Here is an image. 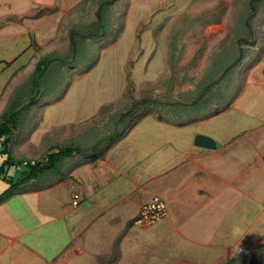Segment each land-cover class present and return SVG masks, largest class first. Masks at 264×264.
<instances>
[{"label": "rangeland", "instance_id": "rangeland-1", "mask_svg": "<svg viewBox=\"0 0 264 264\" xmlns=\"http://www.w3.org/2000/svg\"><path fill=\"white\" fill-rule=\"evenodd\" d=\"M41 1L21 16L31 19V36L0 29V122L16 111L11 155L44 161L59 148L75 150L39 179L99 157L144 117L180 123L195 105L216 112L248 82H264V0ZM0 4L1 15L29 0ZM140 99L149 102L127 111ZM25 168L3 165L0 192L9 186L5 174L16 179ZM157 224L120 231L96 264H264V239L189 249L161 239Z\"/></svg>", "mask_w": 264, "mask_h": 264}, {"label": "crops", "instance_id": "crops-1", "mask_svg": "<svg viewBox=\"0 0 264 264\" xmlns=\"http://www.w3.org/2000/svg\"><path fill=\"white\" fill-rule=\"evenodd\" d=\"M38 3L45 2L1 14L0 29L31 36L32 22L21 16ZM260 87L264 82L250 81L227 107L201 105L180 123L144 117L99 157L21 185L0 202V264H96L120 231L136 226L140 205L153 194L168 208L158 236L173 245L227 248L264 239ZM197 134L215 146L196 145Z\"/></svg>", "mask_w": 264, "mask_h": 264}, {"label": "trees", "instance_id": "trees-1", "mask_svg": "<svg viewBox=\"0 0 264 264\" xmlns=\"http://www.w3.org/2000/svg\"><path fill=\"white\" fill-rule=\"evenodd\" d=\"M73 42V40H72ZM241 50V48H240ZM241 56L237 58L240 59ZM46 64V61L44 58H39L37 60L35 65V76L37 78H41L44 73V66ZM149 102L147 99H140L131 105V107L127 110L130 111L132 108L139 103H146ZM201 105H195L194 109L197 107H200ZM126 111V112H127ZM126 112L123 114V116L126 114ZM16 121V111L12 110L9 112H5L1 116V122H0V154L5 155V158L3 160V165H10V164H21L25 169L21 171V176L16 178V180L11 179L9 181V186L4 189L2 192H0V202L3 201L7 196H9L13 191L18 189L21 185L27 184L29 181L35 179L37 176H39L40 173L44 172L45 170H50L52 168H55L58 163L62 160V158L71 156L73 152L75 151L72 147H63L59 148L55 152H51L47 155L46 159L44 161H34L31 163L30 161L26 159H19L18 161L13 158L11 155V152L8 148L9 142H10V134H11V126L14 125ZM118 135V131L114 130V132L110 135V139H115ZM26 161V163H24ZM232 259H229L226 264L230 263Z\"/></svg>", "mask_w": 264, "mask_h": 264}, {"label": "built area", "instance_id": "built-area-1", "mask_svg": "<svg viewBox=\"0 0 264 264\" xmlns=\"http://www.w3.org/2000/svg\"><path fill=\"white\" fill-rule=\"evenodd\" d=\"M30 162L33 163L34 161L32 160ZM72 202L73 204H77V194L74 195ZM167 213L168 208L165 199L158 194H153L147 201L140 205L139 211L132 223L136 226H151L164 219Z\"/></svg>", "mask_w": 264, "mask_h": 264}, {"label": "water", "instance_id": "water-1", "mask_svg": "<svg viewBox=\"0 0 264 264\" xmlns=\"http://www.w3.org/2000/svg\"><path fill=\"white\" fill-rule=\"evenodd\" d=\"M33 42L36 44L35 38H33ZM194 143L196 145H203V146H206V147H214L215 146L214 140L210 136H207V135H204V134L195 135Z\"/></svg>", "mask_w": 264, "mask_h": 264}, {"label": "clouds", "instance_id": "clouds-1", "mask_svg": "<svg viewBox=\"0 0 264 264\" xmlns=\"http://www.w3.org/2000/svg\"><path fill=\"white\" fill-rule=\"evenodd\" d=\"M240 250V249H239Z\"/></svg>", "mask_w": 264, "mask_h": 264}]
</instances>
